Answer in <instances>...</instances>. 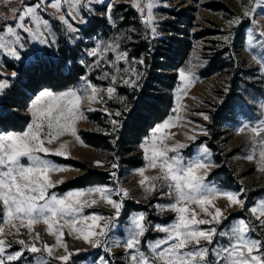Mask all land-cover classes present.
<instances>
[{
	"label": "rangeland",
	"instance_id": "1",
	"mask_svg": "<svg viewBox=\"0 0 264 264\" xmlns=\"http://www.w3.org/2000/svg\"><path fill=\"white\" fill-rule=\"evenodd\" d=\"M13 1L0 0V4ZM39 2L40 0H37L32 6ZM150 3L153 5L151 9L148 7ZM53 4H58L59 8L53 7ZM25 7L28 6L21 5L10 10L0 22V37L3 38L0 44L16 47L20 56L17 60L8 54L7 48L0 47V80H5L8 84L7 88L0 90V99L16 76H13V71L5 68V61L29 66L38 60L59 58L58 49L68 46L78 49V62L84 67L85 74L75 85L61 92L54 93L41 88L33 97L27 98L19 112L27 119L23 130L0 134H21L28 130L33 122V105L40 93L49 92L53 96H61L75 91L80 98L75 109L77 117L71 127L56 135L51 143L45 139L44 146L50 149V152L40 153L42 158L63 169L50 173L51 180L59 183H55V187L49 191L62 196L69 191L103 187L111 190V198L121 203L122 208L115 226L110 227L106 236L99 238L102 241L101 246L93 248L82 238H78L79 232L70 233L68 228H60L62 220L53 225L51 232L42 220L29 228L27 220L23 224L17 218L6 220L3 216V205L0 204V240L5 241L6 248L4 253H0V259H5V264H37L38 261H45L47 264H101V259L107 264H129L130 256L134 252L126 250L123 245L130 234L131 219L140 214L145 217L143 223L146 227L140 250L151 257L148 245L165 235L158 232L156 226H166L172 223L176 216L167 207L174 199L166 194L168 188L163 186L161 181H146L143 186L139 183L143 179L140 175L141 169L147 177L162 175L159 161L156 168L147 166L149 161L146 156H151L153 144L159 148H176V152L169 151L168 156L179 155L184 163L203 160L210 165L208 169H200L199 174L207 172L206 184L216 190L212 203L204 206L207 212L196 204H189L188 207L197 213V219H210L207 213H214L215 208H220L223 217L227 219L223 220L222 225L198 227L207 230L216 226L220 230L228 231L230 226L243 218L251 229L249 238L264 241V226L261 224L264 216H260V205L264 202V161L259 158L260 152L264 151V131H260L258 135L250 131L252 128L264 129V44L261 43L264 37L259 36V33L264 31V0H201L198 4L183 0H45L38 15L47 21L46 28L41 26L42 38L46 42L42 44L39 39L18 30L23 44L21 48L12 43L15 37L8 35L6 29L9 26L15 27L18 22L14 11L20 12ZM245 10L249 11L247 17L244 16ZM172 11L189 15L192 18V26L188 29L191 49L181 67L175 71L177 78L174 87L164 92L171 98V108L168 115L153 128L165 123L168 126L155 133V137L153 128L150 129L133 151L124 157L139 160L141 164L135 168L124 167L119 164L120 157L114 152L116 135L121 120L131 108V102L136 99L135 96L146 82L149 70L145 62L139 63L143 57L133 58L130 52L134 44L145 41L156 42L153 45L155 50L161 40L172 36V25L166 24L175 20L170 15ZM149 15L152 17L151 24L145 23ZM60 16H64L68 23L61 21ZM94 18L102 21L101 30L85 37L82 31ZM81 20L86 23H80ZM25 23L28 27H36L30 20ZM69 24L75 31L69 30ZM152 27H155V33L151 31ZM177 28L183 30L180 21ZM199 33L204 34V37L192 38ZM108 45L115 51L107 49ZM94 48H98V55L89 56L88 53ZM119 53H127V58L117 60ZM213 56L222 62L224 67L203 77L201 73ZM125 69L129 71L125 72ZM133 69L135 71H132ZM181 71L186 73L187 79H181ZM124 80L136 81V86L130 87ZM89 84L97 89L95 100L89 98ZM109 87L114 88L111 96L107 93ZM231 94H234L235 101L229 120L222 121L217 115ZM42 100L44 104L48 103L46 97ZM117 111L121 113L119 117L115 116ZM205 116L208 119H205ZM112 120H117L118 124L114 126ZM55 132L56 130H53V134ZM83 133L106 136L109 146H89L83 141ZM194 143L197 144L192 146ZM180 144L184 147H177ZM61 145L64 147L61 148ZM210 145L213 149H210ZM145 148L148 149L147 152ZM57 151H60L61 155H55ZM249 156L253 159L249 160ZM216 158H219V163L215 161ZM56 159L71 160L79 167L59 163ZM97 161L101 162L102 166H97ZM23 162L27 163L26 159ZM113 165L116 167L113 168ZM220 167L223 172L211 176L214 170ZM88 171L108 172L111 179L105 185L65 192L57 190ZM226 183H229V186ZM151 184L158 187L148 191ZM236 186L238 191L233 189ZM117 189L127 190L128 195L124 196L122 191L117 194ZM225 192L238 194L244 201V206L230 205L227 198L221 195ZM92 198L96 199L97 203L85 208L83 215L113 216L114 209L100 198V194L95 193ZM253 207L258 209L255 214L251 212ZM187 215L191 218V212ZM104 222L102 220L98 223L102 225ZM90 223L91 221L84 222L85 229ZM77 227L81 225L78 223ZM60 232H63V235L58 242L57 236ZM37 233L40 236L39 241L35 238ZM21 240L25 241L24 245L19 243ZM226 242V238L216 236L214 245H205L204 241H201V245L219 247ZM33 244L41 249L40 253L33 254L25 250L26 246ZM44 245L50 246L51 256L44 250ZM17 250L23 252L22 257L17 261L8 262L6 256L14 254ZM254 254H264V250L260 253L254 251ZM63 255H69V260L65 262L58 259Z\"/></svg>",
	"mask_w": 264,
	"mask_h": 264
},
{
	"label": "snow or ice",
	"instance_id": "2",
	"mask_svg": "<svg viewBox=\"0 0 264 264\" xmlns=\"http://www.w3.org/2000/svg\"><path fill=\"white\" fill-rule=\"evenodd\" d=\"M44 2L45 0H40L35 6L25 7L20 12L14 11V15L18 16V22L15 23V27L9 26L6 29L8 35L15 37L13 44L23 47L18 30L29 34L34 39H39L42 44L46 42L42 38L41 26L43 25L46 28L47 21L38 15L41 4ZM52 6L59 8L58 4ZM148 7L151 9L153 5L150 3ZM69 15H72V13H69ZM244 16H249L248 10L244 11ZM59 19L66 24L68 23L64 16H60ZM26 20H30L36 27H28L25 23ZM80 23H86V21L81 20ZM145 23H152L151 15ZM68 27L70 31H75L70 24ZM151 31L155 33V27H152ZM259 36L264 37V31H261ZM2 39L0 37V40ZM261 43L264 44V41H261ZM0 47L7 48L9 55L17 60L20 59L16 47L9 44H0ZM107 49L115 51L111 45H108ZM88 55H98V48L92 49ZM122 58L126 59L127 53H119L116 56L117 60ZM139 63L142 64L144 61L140 60ZM127 71L129 70L125 69V72ZM179 75L181 79H187L184 71H181ZM13 76H15V73H13ZM136 78L139 79V73L136 74ZM113 80H115V77H113ZM124 83L133 88L136 86V81L133 80H124ZM7 87V81L0 80V90ZM88 88L91 90L89 98L95 100L98 95L97 89L91 84L88 85ZM113 92V87L107 89L109 96ZM45 97L48 99L47 104H44L42 100ZM79 99L75 91H69L61 96H53L49 92H42L34 102L32 109L33 122L29 125L27 131L21 134L11 132L0 134V204L3 205V216L6 220L7 218H17L21 220L22 224L27 220L29 228L32 224L42 220L48 226L50 232L53 225L62 220L63 223L59 224L60 228L66 227L70 233L79 232L80 236L78 238H82L93 248H98L102 243L99 238L106 236L110 227L115 226V222L121 213L122 204L111 198L109 194L111 190L103 187L90 188L86 191H69L62 196L50 192L49 190L55 187V183H59H54L51 180L50 173L63 171V169L40 155V153L48 154L50 152V149L44 146L45 139L51 143L56 135L62 134V131H66L71 127L72 122L77 117L75 109L78 107ZM120 115L119 111L115 113L117 117ZM204 118L208 119L207 116ZM111 123L115 126L118 121L112 120ZM167 126V123H165L153 128V137H155V133ZM45 128L47 131H45ZM53 130H56L55 134H53ZM250 131L258 135L264 129L252 128ZM190 138L194 139V137ZM63 147L61 145V148ZM142 147L144 146L142 145ZM177 147L183 148L184 145L180 144ZM147 151L148 149L145 148V152ZM169 151L176 152V148H159L153 144L151 156H146L149 161L147 166L156 168L159 161V169L162 175L147 177L144 176V170L141 169L140 175L143 179L139 183L143 186L146 181H161L163 186L168 188L166 194L174 199V202L167 207L176 214L175 219L166 226H156V230L165 235L148 245L151 252V257H149L145 255L144 251L140 250L141 238L146 232L143 223L145 217L143 214L133 217L131 219L130 234L123 245L126 250L134 252L130 256L129 264H264V254H254V251L260 253L264 250V241L249 238L248 233L251 229L243 218L230 226L228 231L220 230L216 226H211L207 230L198 227L199 225H222L223 220L227 219V217H223L220 208H215L214 213H207L210 219H197V213L188 207L189 204H196L207 212L204 206L212 203L216 190L206 184L207 172L199 174L200 169H208L210 165L203 162V160L184 163L179 155L169 157ZM55 155H61V152L57 151ZM259 158L264 161V151L260 152ZM24 159L27 163L23 162ZM248 159L251 160L253 157L249 156ZM96 164L102 166L99 161ZM115 167L116 165H113V168ZM112 175L114 176L115 173ZM157 187L158 185L151 184L148 191H153ZM116 191L117 194L122 191L124 196L128 195L127 190L117 189ZM95 193L100 194V198L114 209L112 217L96 214L83 215L85 208L97 203V200L92 198ZM221 195L227 198L230 205L244 206V201L236 193L225 192ZM260 208V216H264V202H261ZM257 211L256 207L251 209L253 214ZM189 212H191V218L187 215ZM102 220L105 222L101 225L98 222ZM85 221H91L90 224H87L86 229L83 226ZM78 223L81 227H77ZM261 224L264 226V220L261 221ZM62 235L63 232H60V235L57 236L58 242ZM216 236L226 238L227 242L219 247L205 246L214 245ZM92 237L96 239H91ZM35 238L39 241L40 236L38 233ZM201 241H204L205 245H201ZM19 243L24 245L25 241L21 240ZM25 250L33 254L41 252V249L36 247L35 244L30 247L26 246ZM44 250L51 256L50 246L44 245ZM5 251V241L0 240V253ZM22 255L23 252L17 250L14 254L7 255L6 260L8 262L17 261ZM58 259L66 262L69 260V255L60 256ZM0 264H5V259H0ZM37 264H47V262L38 261ZM101 264H107V262L101 259Z\"/></svg>",
	"mask_w": 264,
	"mask_h": 264
},
{
	"label": "trees",
	"instance_id": "3",
	"mask_svg": "<svg viewBox=\"0 0 264 264\" xmlns=\"http://www.w3.org/2000/svg\"><path fill=\"white\" fill-rule=\"evenodd\" d=\"M36 1L14 0L8 4L1 3L0 22L2 17L9 14L10 10L21 5L32 6ZM183 1L198 4L201 0ZM170 15L175 20L172 23L166 24L172 25V36L167 40H161L155 50L153 45L156 42L145 41L134 44L130 52V56L133 58L143 57L149 70L146 82L140 92L135 96L136 99L131 102V108L121 120L116 135L114 152L120 157L119 164L124 167L135 168L141 164L139 160L124 157L133 151L135 146L148 134L150 129L168 115L172 101L170 96L164 92L170 91L174 87L177 78L175 71L181 67L191 49L188 29L192 26V18L189 15H185L184 12L172 11ZM179 21L183 25V30L177 28ZM101 25L102 21L99 18H94L89 26L83 29L82 34L85 37H90L101 30ZM1 27L0 23V30ZM202 37H204V34L200 33L192 36L194 39H200ZM57 55L59 56L57 59L48 58L38 60V62L32 63L29 66L5 61V68L13 71L16 76L2 99H0V132H19L23 130L27 119L20 115L19 112L24 107L25 101L30 95H34L41 88H46L54 93L64 91L75 85L84 76L85 69L78 62L79 54L77 48L68 46L61 47L58 49ZM214 57L209 60L208 65L202 71L201 75L203 77H207L211 73L223 69L222 62L217 61ZM65 65H67L66 68L64 67ZM160 71L169 72V74H163ZM231 95H229L225 104L220 107L217 115L222 121L229 120V114L235 101L234 94ZM82 138L87 145L92 147L109 146L108 137L101 134L83 133ZM196 144L194 143L192 146ZM209 147L213 149L212 145ZM56 161L79 167L77 163L71 160L56 159ZM215 161L217 163L220 162L219 158H216ZM222 172L223 168L220 167L214 170L211 176L217 173L221 174ZM110 179L111 176L108 172L88 171L85 175L71 180L57 188V190L65 192L94 185H105L109 183ZM226 184L229 186V183ZM233 189L238 191L239 188L236 186Z\"/></svg>",
	"mask_w": 264,
	"mask_h": 264
},
{
	"label": "water",
	"instance_id": "4",
	"mask_svg": "<svg viewBox=\"0 0 264 264\" xmlns=\"http://www.w3.org/2000/svg\"><path fill=\"white\" fill-rule=\"evenodd\" d=\"M34 95H30V97H33Z\"/></svg>",
	"mask_w": 264,
	"mask_h": 264
}]
</instances>
